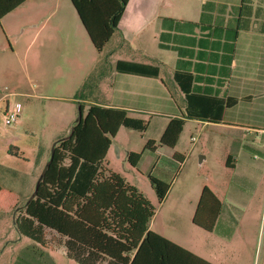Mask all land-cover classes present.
Listing matches in <instances>:
<instances>
[{
    "label": "crops",
    "instance_id": "1",
    "mask_svg": "<svg viewBox=\"0 0 264 264\" xmlns=\"http://www.w3.org/2000/svg\"><path fill=\"white\" fill-rule=\"evenodd\" d=\"M27 1L63 4L70 16L72 14L77 18L90 40L71 0H25L21 4ZM153 1L155 0L127 1L117 28L100 52L106 62L99 65V83L94 85V95L82 98H72L69 94L45 96L70 102L68 117L63 116L66 114L64 111H67L66 105L64 104L65 109L62 111L59 108L62 103H59L60 105L52 107L56 115H61L54 116L56 123L48 128L41 127V131L49 134L50 144L64 138L57 136V130L63 131L62 129L70 127V131L76 121H73V102L77 103L78 108L79 103H82L85 107L98 104L125 109L129 116L147 122L145 130L152 126L156 137L148 139L156 141V149L152 152L144 146L140 152L137 166L142 175H146L153 162L162 172L171 173L170 166L182 165L184 156L176 146L187 124L195 126L199 132H205L209 125L225 126L228 131L225 137L244 140L247 145L250 140H246V134L255 132L264 135V0H164L167 6L177 5V9H166L159 14L151 8ZM142 22L144 23L138 28L137 23ZM151 22L154 23L153 33H144L136 44L127 45V38H138L142 33L137 32ZM48 34L45 33V40L36 52L34 62L41 70H54L48 77L51 82H55L61 62L66 64L69 60L64 61L62 58L60 35ZM147 35L151 36L148 42ZM129 63L151 67L157 74L153 75L141 69L132 70ZM102 81H106L109 86L107 89H104ZM63 87L67 91L66 85ZM20 96L21 101H17L21 103L19 121L9 130L4 127L3 135L0 134V157L4 153L6 156H18L22 152L17 151V147L23 148L22 141L31 134L34 135L38 129L29 125L32 120L30 110L41 113V106L39 102L33 101L28 108L26 100L44 96L27 92H20ZM3 99V95L0 96V100ZM7 103L9 100L5 101L3 111ZM172 118H182L183 128L173 148L160 146L157 144L159 138ZM114 137L108 151L116 146ZM36 146L40 147L38 158L31 169L24 173L28 195L33 193V185L50 157L46 146ZM10 148L17 155L9 153ZM130 151L138 152L127 145L126 155ZM174 152L179 154L178 157H183L182 162L172 158ZM24 161L31 162L28 158ZM234 161L236 159L230 157L226 159V165L236 168L237 163ZM107 170L112 171L108 168ZM124 180L142 192L135 184ZM172 181L173 178L164 199L160 203L157 201L158 207L149 222V229L212 264H241L239 256L234 257L227 252L228 237L233 230L223 217L227 210L226 203L212 191L220 200L221 207L213 229L206 230L192 220L205 184H194L192 187L188 185L185 190H181L180 186L176 187L169 204L164 205L172 191ZM78 190L82 192L81 189ZM13 191L19 196L17 190ZM153 192L156 197L154 189ZM142 194L144 195L143 192ZM151 204L154 205L152 202ZM23 206L15 209L13 217ZM55 235L59 239L49 243L63 246L65 256L81 264L67 255L65 237L56 232ZM43 242L45 243L44 240ZM95 264H106V260L101 257Z\"/></svg>",
    "mask_w": 264,
    "mask_h": 264
},
{
    "label": "rangeland",
    "instance_id": "2",
    "mask_svg": "<svg viewBox=\"0 0 264 264\" xmlns=\"http://www.w3.org/2000/svg\"><path fill=\"white\" fill-rule=\"evenodd\" d=\"M151 6L158 14L166 9H177V5L167 6L164 0H155ZM69 13L61 3L38 4L27 1L0 20V96L4 98L0 100V134L3 135L5 131L2 124L5 101H21L20 92L44 96L26 100L28 108L33 101L39 102L41 113L30 110L32 120L29 125L38 129L34 135L22 141L23 148L15 145L17 151L22 152L20 156H6L4 153L0 157V184L17 190L18 207L25 205L31 195H28L24 173L31 169L38 158L40 147L36 145L46 146L50 156L53 143H49V134L41 131V127L52 126L56 123L54 116H61L56 115L52 107L62 103L59 108L63 111L66 105L67 111H64L66 114L63 116L68 117L70 102L45 96L69 94L75 98L82 84L91 76L90 87L83 95H94V85L99 83V65L106 62L87 38L77 18ZM143 23H137L138 28ZM153 27V22L145 24L137 32L142 33L138 38L126 39L127 45L136 44L144 33H153ZM45 33H49L48 36L53 33L60 35L62 58L64 61L69 60L66 64L61 62L55 82H51L48 77L54 70H41L34 62L35 54L45 40ZM149 40L151 36L147 35L146 41ZM101 83L104 89L109 87L106 81ZM63 85H66L67 91L63 90ZM73 103L74 121L79 115V108L76 102ZM194 127L187 124L176 146L183 154L184 161L182 165L170 166L173 188L164 205L169 204L176 187L185 190L188 185L205 184L227 205L223 217L233 230L228 237L227 252L231 256H239L241 264H264V135L255 132L246 134V140H250L247 145L244 140L212 134L209 129L199 132ZM10 128L6 127L7 130ZM69 128L57 130V136H67ZM150 137H156L152 126L143 131L122 126L114 137L116 146L108 151L103 165L135 184L158 207L150 180L133 168L126 157L127 145L141 152ZM191 137H194V141H191ZM228 155L236 159V168L226 165ZM25 158L31 162L24 161ZM5 211L0 210V264H78L65 256L63 246L49 243L59 239L54 231L43 229L42 239L45 243H40L18 231L13 217L15 210Z\"/></svg>",
    "mask_w": 264,
    "mask_h": 264
},
{
    "label": "trees",
    "instance_id": "3",
    "mask_svg": "<svg viewBox=\"0 0 264 264\" xmlns=\"http://www.w3.org/2000/svg\"><path fill=\"white\" fill-rule=\"evenodd\" d=\"M24 1L0 0V20ZM127 1L71 0L98 52L117 28ZM129 66L157 74L151 67ZM91 78L82 84L75 98L84 97ZM79 111L69 134L55 142L35 196L14 217L18 231L40 243H44L43 229L56 232L65 237L67 255L81 264H95L101 257L106 264H212L149 229L156 207L135 186L103 165L121 126L143 131L147 122L129 116L125 109L98 104L85 107L79 103ZM183 124L182 118H172L157 144L173 148ZM208 129L212 134H228L225 126L209 125ZM155 142L148 139L145 148L154 152ZM8 152L17 155L11 148ZM178 156L174 152L172 158L182 162L183 157ZM140 157V152L127 154L137 170ZM146 176L160 203L169 189L171 172H162L153 162ZM18 204V195L0 186V210L14 211ZM220 207L212 190L203 186L193 222L212 230Z\"/></svg>",
    "mask_w": 264,
    "mask_h": 264
},
{
    "label": "built area",
    "instance_id": "4",
    "mask_svg": "<svg viewBox=\"0 0 264 264\" xmlns=\"http://www.w3.org/2000/svg\"><path fill=\"white\" fill-rule=\"evenodd\" d=\"M21 114V103L14 101L9 102L6 105V108L2 115V124L4 127L14 126L19 121V117ZM191 141H194V137H191Z\"/></svg>",
    "mask_w": 264,
    "mask_h": 264
},
{
    "label": "water",
    "instance_id": "5",
    "mask_svg": "<svg viewBox=\"0 0 264 264\" xmlns=\"http://www.w3.org/2000/svg\"><path fill=\"white\" fill-rule=\"evenodd\" d=\"M79 113H80V111H79ZM54 146H55V143H53V145H52L50 157H49L48 161L46 162V164L44 165V167H43V169H42V171H41V173H40V175H39V177H38V179H37V181L35 183L34 191L31 194V196H30V198H29V200L27 202H29L35 196V193L37 192V188L39 186V183H40V181H41V179H42V177L44 175V172H45L47 166L49 165V161L51 160L50 158H51V156H52V154L54 152Z\"/></svg>",
    "mask_w": 264,
    "mask_h": 264
}]
</instances>
